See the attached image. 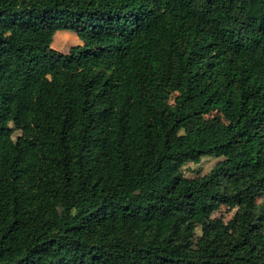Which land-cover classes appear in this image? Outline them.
Returning a JSON list of instances; mask_svg holds the SVG:
<instances>
[{
  "label": "trees",
  "instance_id": "obj_1",
  "mask_svg": "<svg viewBox=\"0 0 264 264\" xmlns=\"http://www.w3.org/2000/svg\"><path fill=\"white\" fill-rule=\"evenodd\" d=\"M0 264H264V0H0Z\"/></svg>",
  "mask_w": 264,
  "mask_h": 264
},
{
  "label": "rangeland",
  "instance_id": "obj_2",
  "mask_svg": "<svg viewBox=\"0 0 264 264\" xmlns=\"http://www.w3.org/2000/svg\"><path fill=\"white\" fill-rule=\"evenodd\" d=\"M80 43L81 41L75 33L69 31H59L55 35L53 42V49L66 54L69 52V50L72 47ZM41 76L54 80L61 79V77L55 72H43ZM218 160L219 159L214 157H207L204 158L199 165L187 164L183 168V171L189 177H195L197 173H201L202 175H205L212 170V168L216 165ZM234 215H235V211L230 210L226 206H222L215 214L212 215L211 220L213 221L222 220L224 222H228L230 219L233 218Z\"/></svg>",
  "mask_w": 264,
  "mask_h": 264
}]
</instances>
